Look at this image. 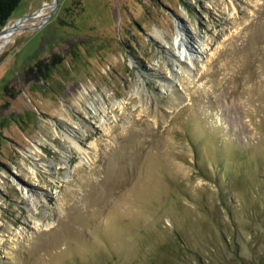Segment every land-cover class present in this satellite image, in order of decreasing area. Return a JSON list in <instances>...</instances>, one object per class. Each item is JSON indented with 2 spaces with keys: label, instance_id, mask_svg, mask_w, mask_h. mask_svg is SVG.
<instances>
[{
  "label": "rangeland",
  "instance_id": "rangeland-1",
  "mask_svg": "<svg viewBox=\"0 0 264 264\" xmlns=\"http://www.w3.org/2000/svg\"><path fill=\"white\" fill-rule=\"evenodd\" d=\"M0 264H264V0H21Z\"/></svg>",
  "mask_w": 264,
  "mask_h": 264
},
{
  "label": "bare ground",
  "instance_id": "bare-ground-1",
  "mask_svg": "<svg viewBox=\"0 0 264 264\" xmlns=\"http://www.w3.org/2000/svg\"><path fill=\"white\" fill-rule=\"evenodd\" d=\"M178 27V36L180 37V41H178L176 44L178 45V47H179V49L181 50V49H183L184 51L183 52H181V51H179L180 53L179 54H181V55H183L184 56V58L185 59H189L190 61H194L195 60V56L193 57L192 55H194V54H192L191 52L192 51H197V49H195V46H194V43H192L190 40H191V32L189 33L188 32V34H187V32L185 33V35H183V33L185 32V28L184 27H182V25H178L177 26ZM184 30V31H183ZM184 37H187V39H186V41H185V39H184ZM197 43V42H196ZM198 52V51H197ZM192 54V55H191ZM197 56V55H196ZM87 91L86 90H84V91H82L81 93H80V96L82 97V96H84L85 97V93H86ZM80 97V98H81ZM91 107H93L94 108V110L96 111V112H98L99 110H106V107L105 106H102L101 104H98V103H96V102H94V103H92V104H90V102L88 103ZM77 128H78V126H74V125H70V128H68L67 130H68V133H66L65 134V137L71 142V143H73V144H76L77 142V140H76V138H75V136H78L77 135ZM80 132V131H79ZM24 195L26 196V197H31V195L32 194H27V192H24Z\"/></svg>",
  "mask_w": 264,
  "mask_h": 264
},
{
  "label": "trees",
  "instance_id": "trees-1",
  "mask_svg": "<svg viewBox=\"0 0 264 264\" xmlns=\"http://www.w3.org/2000/svg\"><path fill=\"white\" fill-rule=\"evenodd\" d=\"M20 1L21 0H0V26L6 23Z\"/></svg>",
  "mask_w": 264,
  "mask_h": 264
},
{
  "label": "water",
  "instance_id": "water-1",
  "mask_svg": "<svg viewBox=\"0 0 264 264\" xmlns=\"http://www.w3.org/2000/svg\"><path fill=\"white\" fill-rule=\"evenodd\" d=\"M54 1V3H56L57 4V2H58V0H53ZM33 16V14H31V15H27V16H25V17H32ZM24 17V18H25ZM20 19H22V18H20Z\"/></svg>",
  "mask_w": 264,
  "mask_h": 264
}]
</instances>
